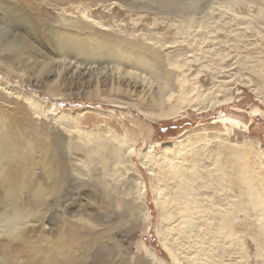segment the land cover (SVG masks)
Wrapping results in <instances>:
<instances>
[{
  "label": "rangeland",
  "instance_id": "rangeland-1",
  "mask_svg": "<svg viewBox=\"0 0 264 264\" xmlns=\"http://www.w3.org/2000/svg\"><path fill=\"white\" fill-rule=\"evenodd\" d=\"M0 1L38 4L42 17L27 12L39 25L65 10L93 28L142 40L156 59L180 68L194 98L178 116L159 120L82 97L52 100L8 74L38 63L25 61L20 43L0 34V85L37 124L34 136L49 138L68 203L79 186L96 203L88 207L92 214L113 224L85 234L86 249L74 264H264V0H120L147 7L135 13L114 0ZM225 97L228 104L215 105ZM83 135L90 146L94 135L124 139L131 151L122 164L92 153L85 187L69 167ZM62 136L71 143H61ZM139 195L147 222L140 216L136 223L131 213ZM46 199L39 217L57 229L55 195Z\"/></svg>",
  "mask_w": 264,
  "mask_h": 264
},
{
  "label": "bare ground",
  "instance_id": "bare-ground-1",
  "mask_svg": "<svg viewBox=\"0 0 264 264\" xmlns=\"http://www.w3.org/2000/svg\"><path fill=\"white\" fill-rule=\"evenodd\" d=\"M60 1L65 4L70 0ZM114 1L129 13L147 8L133 2ZM28 3L27 6L19 1L0 5V34H5L6 41L11 39L20 43L19 52L23 53L25 61L38 63V68H32L35 72L23 69L21 64V75L17 74L18 69L10 70L8 74L17 84L28 85L52 100L82 97L133 109L150 120L172 119L194 100L187 95L188 81L180 68L167 67L164 60L156 59L153 49L142 40L131 41L121 34L93 28L65 10L55 11L49 24L39 25L27 10L42 17L39 13L41 7ZM95 3L98 5L104 0H95ZM90 13L95 15L94 11ZM84 17L88 15L84 14ZM2 87L0 85V264H74L86 249L85 234L108 232L106 228H112L113 224L107 226L100 214H92L88 207L96 203H92L94 199L79 190V186L75 189L77 198L68 203L71 192L63 187V183L59 184V165L57 159L54 165L55 156L49 138L41 133L34 136L32 131H38L37 124L26 117L11 90ZM30 100L32 102L28 104L38 111L39 102ZM230 100L225 97L215 105L228 104ZM83 136L76 137L82 149L76 158L69 159V167L73 166L72 172L79 176L78 179L75 177V184L83 183L85 187L88 178L85 170L92 153L93 157L107 153L112 160L118 157L121 164L131 154L124 139L110 141L94 135L90 146V139ZM60 141L71 143L72 139L62 136ZM73 187L68 188L74 191ZM53 195L56 219L61 223L57 229L49 226L46 218L39 217L42 214L41 201ZM29 198L32 202L26 201ZM82 200L87 203L85 206ZM140 200V195L132 199L131 213L134 218L137 216L136 223L143 211ZM155 205L159 206L158 203ZM76 208L79 210L74 212ZM142 220L147 222L146 215Z\"/></svg>",
  "mask_w": 264,
  "mask_h": 264
}]
</instances>
